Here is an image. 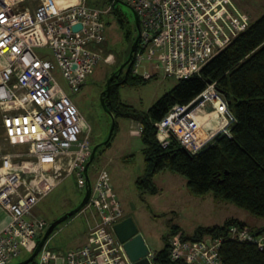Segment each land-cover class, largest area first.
Masks as SVG:
<instances>
[{"label": "built area", "instance_id": "2783aa9c", "mask_svg": "<svg viewBox=\"0 0 264 264\" xmlns=\"http://www.w3.org/2000/svg\"><path fill=\"white\" fill-rule=\"evenodd\" d=\"M21 1L0 0V144L2 140L22 144L33 159L15 168L13 155L17 153L4 152L0 145V210L8 215L0 226V264H13L23 250L32 253L47 224L31 216V211L57 183L73 171L81 189L87 183L88 131L80 138L82 116L77 106L57 83L52 63L35 49L47 48L70 90H78L102 60L101 49L88 45L104 41L102 15L110 11L89 8L86 0H62L68 2L64 4L40 0L34 8ZM115 1L124 2L138 17L139 39L131 62L155 61L151 71L142 75L144 80L158 75L177 79L198 75L249 24L230 0ZM78 24L80 29L73 31ZM132 73L138 75L137 68ZM234 122L223 96L208 82L190 102L173 105L154 123L155 137L161 148L174 139L189 155H196L216 137L230 139ZM135 126L132 134L140 135L142 126L137 122ZM85 205L96 210L87 242L66 254H49L44 243L39 260L28 264H132L113 231L123 211L103 171L90 183ZM226 235L264 249V234L254 236L232 225ZM167 239L172 262L221 264L220 238L185 241L173 235ZM146 258L156 264L153 251Z\"/></svg>", "mask_w": 264, "mask_h": 264}, {"label": "rangeland", "instance_id": "374dc122", "mask_svg": "<svg viewBox=\"0 0 264 264\" xmlns=\"http://www.w3.org/2000/svg\"><path fill=\"white\" fill-rule=\"evenodd\" d=\"M36 1L39 3L40 0ZM230 1L248 21H254L264 14V0ZM79 2L81 3V0ZM23 3L24 0L21 1V4ZM86 5L95 10L110 11L102 15L105 24L104 41L88 45L90 49H101L102 60L78 90H70L47 48L35 51L40 57L52 63L57 83L77 106L82 116L80 138H84L88 131L90 150L95 149L94 158L88 167L91 184H94L97 173L103 171L105 178L113 186L123 210L122 219L127 217L133 219L149 250L154 252L163 249L166 238L173 229H177L178 235L191 237L198 228L222 226L230 218L246 223L252 230L262 227L264 221L261 219L231 203L213 201L209 193L201 197L190 195L185 187V179L170 171L153 176L155 193L139 196L135 182L144 172L140 135L132 134V129L136 127L133 120L114 116L112 118L104 110L101 94L106 89L109 78L119 74L114 78L117 84L113 89L116 102L137 112H146L178 83V79L158 75L145 81L142 75L146 71H151L155 61L142 60L140 63L131 62L130 65L127 63L132 44L138 35L135 15L128 5L115 0H86ZM130 66L132 67L128 73V80L122 83ZM134 68H137L138 75L132 73ZM113 122L116 126L112 132ZM107 140L109 145L106 146L104 144ZM0 145L4 152L17 153L13 155L15 168L25 166L33 159L28 157L27 148L22 144L10 145L2 140ZM85 196L86 190L78 186L77 176L73 171L35 205L31 216L36 215L35 217L45 221L47 230L53 222L77 209ZM95 219V208L85 205L78 213L54 228L43 249L49 254L56 252L66 254L77 249L86 242L88 229L94 224ZM30 256L29 250H23L13 264H20ZM38 260L39 254L32 262Z\"/></svg>", "mask_w": 264, "mask_h": 264}, {"label": "trees", "instance_id": "16d2710c", "mask_svg": "<svg viewBox=\"0 0 264 264\" xmlns=\"http://www.w3.org/2000/svg\"><path fill=\"white\" fill-rule=\"evenodd\" d=\"M130 62L131 59L128 64ZM131 67L122 83L127 82ZM116 76L109 80L101 99L114 117L133 120L143 128L139 139L143 145L144 172L135 182L140 197L156 192L154 175L170 171L185 179L190 195L201 197L209 193L213 201L231 203L264 221V14L249 21L247 28L210 58L198 75L178 79V83L146 112H137L116 102L113 93ZM208 82L215 84L234 115L231 138L216 137L196 155H189L174 139L167 148H161L155 137L154 123L173 105L190 102ZM115 126L116 123L112 132ZM105 145H109V141ZM232 225L247 229L254 236L264 234V225L252 230L246 223L230 218L222 226L198 228L191 237L178 235L177 229L169 236L178 235L185 241L220 238L221 264H264V249L258 250L254 244L227 237ZM154 262L185 264L181 260H169L167 238L163 249L154 252Z\"/></svg>", "mask_w": 264, "mask_h": 264}, {"label": "water", "instance_id": "95a60500", "mask_svg": "<svg viewBox=\"0 0 264 264\" xmlns=\"http://www.w3.org/2000/svg\"><path fill=\"white\" fill-rule=\"evenodd\" d=\"M134 15H135V24L138 27L139 26L138 17L135 13H134ZM72 29H73V31H77L80 29V25L79 24L75 25V26H73ZM138 39H139V35H137L136 39L134 40V42L132 44L130 55H129V58L127 60V63L129 62V60L132 57V54H133L134 49L137 45ZM130 64H131V62L129 63V65ZM129 65H128V67H129ZM111 78H109V80ZM109 80L107 81V89H108ZM198 101H199V99L196 100L195 102H193L192 104H190V106L187 108V110L190 109L191 107H193ZM101 103L103 105L104 110L113 118V114L110 113L109 111H107V109L105 108L103 99H101ZM114 124H115V122H113V124H112V130H113ZM107 141L105 142V144L107 143ZM94 151H95V149L91 150V156H90L89 163L86 165L85 170H84V175H85L87 183H86V188H85L86 196H85L83 202L77 207V209H75L74 211L70 212L69 214H66L65 216H63L60 219L53 222L48 227V229L45 231L44 235H42V237L38 241V243L36 244L34 250L31 253L30 258L28 260L20 263V264H28L29 262H31L36 257L39 250L41 249V247L45 243L48 236L54 230V228L57 225H59L61 222L65 221L68 217L73 216L74 214H76L80 210H82L83 207L85 206V204L87 203V200H88L89 195H90V182H89L87 173H88V166L94 158ZM35 170L37 171V169H35ZM113 231H114L115 236L118 239V241L120 243H122V247H123V250L125 252V255L127 256L128 260L132 264H150L149 260L146 258V256L149 253V248H148L144 238L142 237L141 233L139 232V230H138V228H137V226H136V224L132 218L127 217V218L122 219L118 223H116L113 226ZM168 237H169V235L167 236V238Z\"/></svg>", "mask_w": 264, "mask_h": 264}, {"label": "crops", "instance_id": "0c3cea01", "mask_svg": "<svg viewBox=\"0 0 264 264\" xmlns=\"http://www.w3.org/2000/svg\"><path fill=\"white\" fill-rule=\"evenodd\" d=\"M61 1H62V0H58V2H61ZM23 4L29 6L30 8H34V7H36V6L38 5V3H37L36 0H24V3H23ZM133 122L135 123V121H133ZM88 167H89V166H88ZM87 174H88V173H87ZM96 176H97V175H96ZM88 179H89V176H88ZM89 182H90V180H89ZM59 183H60V182H59ZM59 183H57V185H58ZM90 183H91V182H90ZM57 185H56V186H57ZM56 186H55V187H56ZM111 186H112V185H111ZM55 187H54V188H55ZM54 188H53V189H54ZM112 188H113V186H112ZM53 189H52V190H53ZM52 190H51V191H52ZM113 190H114V188H113ZM51 191H50V192H51ZM50 192H49V193H50ZM49 193H48V194H49ZM48 194H47V195H48ZM43 198H44V197H43ZM43 198H42V199H43ZM42 199H41V200H42ZM122 211H123V210H122ZM123 215H124V214H123ZM6 216H8V215H6L4 211L0 210V226H1V224H2L3 222L6 221ZM35 216H36V215H35ZM41 237H42V236H41ZM40 239H41V238H40ZM40 239H39V240H40ZM39 240H38V241H39ZM86 242H87V240H86ZM86 242H85V243H86ZM85 243H84V244H85ZM84 244H83V245H84ZM83 245H82V246H83ZM82 246H80V247H82ZM80 247H78V248H80ZM153 252H154V251H153Z\"/></svg>", "mask_w": 264, "mask_h": 264}, {"label": "flooded vegetation", "instance_id": "af4514ba", "mask_svg": "<svg viewBox=\"0 0 264 264\" xmlns=\"http://www.w3.org/2000/svg\"><path fill=\"white\" fill-rule=\"evenodd\" d=\"M137 32L139 33V27L136 26ZM112 83V82H111ZM107 85V84H106ZM105 145V144H104Z\"/></svg>", "mask_w": 264, "mask_h": 264}, {"label": "bare ground", "instance_id": "6f19581e", "mask_svg": "<svg viewBox=\"0 0 264 264\" xmlns=\"http://www.w3.org/2000/svg\"><path fill=\"white\" fill-rule=\"evenodd\" d=\"M59 4H64V3H62V2H58Z\"/></svg>", "mask_w": 264, "mask_h": 264}]
</instances>
